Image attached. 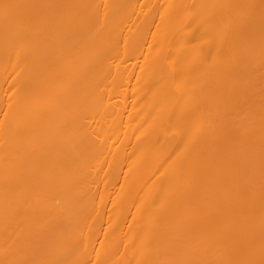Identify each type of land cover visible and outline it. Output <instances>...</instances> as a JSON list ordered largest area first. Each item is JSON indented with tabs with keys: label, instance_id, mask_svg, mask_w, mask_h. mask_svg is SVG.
<instances>
[{
	"label": "bare ground",
	"instance_id": "6f19581e",
	"mask_svg": "<svg viewBox=\"0 0 264 264\" xmlns=\"http://www.w3.org/2000/svg\"><path fill=\"white\" fill-rule=\"evenodd\" d=\"M0 264H264V0H0Z\"/></svg>",
	"mask_w": 264,
	"mask_h": 264
}]
</instances>
